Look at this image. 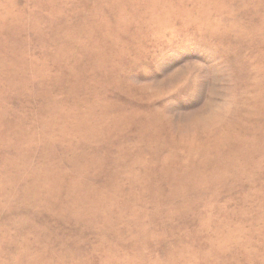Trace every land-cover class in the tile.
Segmentation results:
<instances>
[{"label":"rangeland","instance_id":"rangeland-1","mask_svg":"<svg viewBox=\"0 0 264 264\" xmlns=\"http://www.w3.org/2000/svg\"><path fill=\"white\" fill-rule=\"evenodd\" d=\"M0 264H264V0H0Z\"/></svg>","mask_w":264,"mask_h":264}]
</instances>
